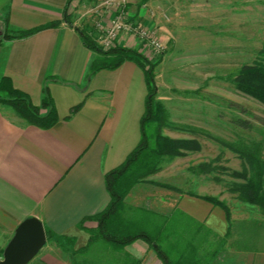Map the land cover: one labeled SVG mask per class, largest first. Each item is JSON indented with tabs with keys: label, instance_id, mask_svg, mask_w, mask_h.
<instances>
[{
	"label": "crops",
	"instance_id": "1",
	"mask_svg": "<svg viewBox=\"0 0 264 264\" xmlns=\"http://www.w3.org/2000/svg\"><path fill=\"white\" fill-rule=\"evenodd\" d=\"M160 1L151 3L157 5ZM161 2L167 5L164 8L168 19L160 16L154 20L144 15L145 23L155 28L163 41L165 38L171 43L155 68L160 82L165 66L170 65L167 73L171 75L175 71L182 74L183 57L198 55L206 40H202L196 19L181 18L186 14L182 7L174 9L171 0ZM67 3L68 0H0V80L10 77L14 86L27 92L36 105L42 104L43 88L48 85L59 116L56 124L43 128L28 122L12 107L0 104L3 252L18 225L32 216L55 233L73 237L75 249L85 247L91 236L88 229L98 226L89 217L111 201L106 173L124 163L142 140V117L148 97L144 69L128 60L117 68L92 73L91 64L97 53L86 46L80 30L94 23L97 14L94 15L92 4L98 3L101 8L104 2L83 0L72 4V23L64 18ZM133 16L137 18L136 14ZM6 18L17 29L55 20L60 24L27 37L6 39ZM138 44L136 39L127 37L120 46L138 48ZM175 58L179 63H174ZM171 87L161 82L157 97ZM82 102V107L71 114L72 107ZM183 157L172 158L160 172L138 182L126 197L127 201L143 184L158 182L176 187L164 196L141 199V203L159 205L148 210L155 212L152 218L161 223L157 230L163 236L160 243L168 258L182 257L189 260L188 264H264L263 226L242 219L240 226L235 227L234 217L228 221L222 207L200 197L208 194L206 183L166 180L178 158ZM177 189L178 195H174ZM124 249L139 264H163L156 248L142 239ZM70 254L48 240L37 256L40 264H74Z\"/></svg>",
	"mask_w": 264,
	"mask_h": 264
},
{
	"label": "rangeland",
	"instance_id": "2",
	"mask_svg": "<svg viewBox=\"0 0 264 264\" xmlns=\"http://www.w3.org/2000/svg\"><path fill=\"white\" fill-rule=\"evenodd\" d=\"M152 1L154 0L143 3V0H131L128 10L132 19L145 23V14L154 20L160 16L168 19V11L164 8L167 7L166 3L159 0L160 2L155 5L151 3ZM171 1L174 9L182 7L186 11V14L181 15L184 21H189L191 18L192 21L197 20L195 23L200 26V32L204 36L202 40L203 42L206 40L201 45V52L198 55L186 59L183 57L182 74L178 75L175 71L171 75L167 73L170 65L168 68L162 66H165V69L161 70V75L165 76L161 82L172 87L164 90L165 92L157 97L166 107V124L160 128V131L176 138H196L201 143L200 150L186 151L183 158H178L174 165L175 169L166 180L171 183L176 181L206 183L207 195L213 196L209 193H216L214 197L229 206L235 227L239 222L250 219L251 225L256 223L264 229V212L260 206L242 201L238 196L239 193L234 190L239 183L245 181L237 174L245 169V158L238 149L259 151L260 157L264 160V105L239 92L234 83V77L239 69L245 64H252L258 58L259 50L264 43V0ZM97 4H92L95 8H93L94 15L98 14L100 9ZM74 12L71 14V19ZM140 13L142 16H138ZM133 14H136L137 18ZM169 14L171 16V13ZM160 37L162 38L161 35ZM164 40L165 49L169 50L171 43L165 38ZM137 49H141L140 44ZM148 57L146 58L149 61L157 59H153L150 54ZM177 58L174 63H179ZM180 70L177 68V71ZM159 76L160 74L155 75L158 85L161 84ZM232 115L249 119L253 128L246 129L236 125L230 120ZM180 128L194 129L195 132ZM156 130L157 127L152 125L148 132L154 134ZM170 160L172 158L164 157L158 172ZM204 162L210 164L209 172H201L198 169V165ZM151 177L152 175L148 176ZM169 189L172 190L171 187L155 183L140 185L127 198L128 212L134 211L138 206L147 209L151 206L159 207L158 204L141 203V199L164 196L170 191ZM178 192L179 189L175 190L174 195H178ZM253 230L255 231L254 228ZM53 241L57 243L56 240ZM92 252L95 254L99 250L95 248ZM3 253L0 250V259ZM39 261L40 258L36 256L29 264H40Z\"/></svg>",
	"mask_w": 264,
	"mask_h": 264
},
{
	"label": "trees",
	"instance_id": "3",
	"mask_svg": "<svg viewBox=\"0 0 264 264\" xmlns=\"http://www.w3.org/2000/svg\"><path fill=\"white\" fill-rule=\"evenodd\" d=\"M82 1L68 0L64 9V18L69 23H72L70 18L72 4ZM147 1L143 0V3ZM6 22L7 29L3 36L6 39L27 37L60 24L59 20H55L29 29H17L9 25L8 18H6ZM88 29H81L80 32L86 46L97 53V57L91 64L92 73L101 69L117 68L128 60L135 61L144 69L148 84V97L146 110L142 117L143 136L139 145L127 157L126 161L106 173V184L111 201L105 209L89 217L96 220L98 226L88 229L91 235L88 244L80 249H75L73 237L59 235L45 227L48 240H56L62 248L70 251L74 264H139V261L124 249L126 245L137 239H142L150 246L155 247L163 264H188L189 260H184L182 257L178 260L168 258L167 253L162 250L160 242L163 236L157 230L161 223L152 218L155 212H150L144 207H137L134 211L130 210L129 213L126 204V197L131 190L138 182L147 181L148 176L158 172L164 157L174 158L185 155L186 151L201 149V143L196 138H174L160 131V128L166 124V107L162 101L157 99L158 85L155 80V68L162 61L164 55L154 61H149L137 48L116 46L105 49L97 43L93 33L95 32L94 27H88ZM234 83L239 92L264 105V43L259 50L258 58L252 64H245L239 69L234 77ZM0 104L12 107L28 122L43 128H50L59 120L48 85L43 88L42 104L36 105L27 92L16 88L11 78L5 76L0 80ZM230 104L236 105L235 103ZM82 105L83 102L72 107L70 113H76ZM230 120L243 128H253L252 122L241 116L232 115ZM152 125L157 127L154 134L148 132ZM180 129L184 130L185 128ZM187 129L195 132L194 129L186 128L185 130ZM238 151L245 158V169L237 174L245 181L239 183L234 190L239 193L238 196L242 201L258 205L264 212V160L260 157L259 151L253 149H238ZM198 169L201 172H209L211 166L204 162L198 165ZM154 183L176 189L169 184ZM200 197L222 207L227 220H231V210L225 202L210 195ZM95 248L99 252L94 254L92 251Z\"/></svg>",
	"mask_w": 264,
	"mask_h": 264
},
{
	"label": "built area",
	"instance_id": "4",
	"mask_svg": "<svg viewBox=\"0 0 264 264\" xmlns=\"http://www.w3.org/2000/svg\"><path fill=\"white\" fill-rule=\"evenodd\" d=\"M130 1L103 0L92 24L97 43L111 49L120 46L124 38L132 37L138 41L147 58L150 54L155 59L165 53V43L155 28L132 19L128 10Z\"/></svg>",
	"mask_w": 264,
	"mask_h": 264
},
{
	"label": "water",
	"instance_id": "5",
	"mask_svg": "<svg viewBox=\"0 0 264 264\" xmlns=\"http://www.w3.org/2000/svg\"><path fill=\"white\" fill-rule=\"evenodd\" d=\"M44 223L36 216L24 219L4 249L0 264H29L46 245Z\"/></svg>",
	"mask_w": 264,
	"mask_h": 264
}]
</instances>
